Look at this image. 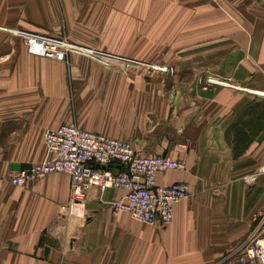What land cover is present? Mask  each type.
I'll use <instances>...</instances> for the list:
<instances>
[{
	"label": "crops",
	"instance_id": "crops-1",
	"mask_svg": "<svg viewBox=\"0 0 264 264\" xmlns=\"http://www.w3.org/2000/svg\"><path fill=\"white\" fill-rule=\"evenodd\" d=\"M144 2L0 0V264H238L264 211V123L240 153L229 136L264 107V0L234 9L232 44L146 41ZM18 31L124 60L34 56ZM70 123L184 161L186 171L158 176L191 188L172 222L115 214L126 195L115 188L91 189L69 214L66 174L14 186L12 174L52 160L46 131Z\"/></svg>",
	"mask_w": 264,
	"mask_h": 264
},
{
	"label": "built area",
	"instance_id": "built-area-1",
	"mask_svg": "<svg viewBox=\"0 0 264 264\" xmlns=\"http://www.w3.org/2000/svg\"><path fill=\"white\" fill-rule=\"evenodd\" d=\"M16 34L24 39L28 52L38 57L65 60L71 53L86 54L109 67L113 62L124 60L79 48L64 38L24 31ZM208 83L216 82L209 80ZM44 141L52 160L16 172L10 176V181L14 186L25 187L50 174L68 175L71 196L64 210L69 214L72 208L86 202L91 189L115 188L126 192L122 201L113 204L115 214L125 212L140 222L166 226L173 220L175 206L191 195L187 183L163 186L158 182L159 174L186 171L184 161L162 155L146 157L130 141L89 132L74 123L46 131ZM253 222L248 240L240 253L231 259L232 263L264 264V211L256 214Z\"/></svg>",
	"mask_w": 264,
	"mask_h": 264
},
{
	"label": "rangeland",
	"instance_id": "rangeland-1",
	"mask_svg": "<svg viewBox=\"0 0 264 264\" xmlns=\"http://www.w3.org/2000/svg\"><path fill=\"white\" fill-rule=\"evenodd\" d=\"M250 3H254V0H145L146 41L158 40L162 44H201L222 39L232 44L237 33L232 15L234 9L242 5V10ZM148 51L146 49V54ZM161 52L162 57H168L167 49H162ZM115 66L113 62L112 67ZM150 68L160 72H173L168 66ZM262 100L264 101V97ZM258 111L255 117L242 119L233 134H230L229 138L234 140L236 154L244 149L245 132L249 131L250 135H253L263 126L264 107Z\"/></svg>",
	"mask_w": 264,
	"mask_h": 264
},
{
	"label": "bare ground",
	"instance_id": "bare-ground-1",
	"mask_svg": "<svg viewBox=\"0 0 264 264\" xmlns=\"http://www.w3.org/2000/svg\"><path fill=\"white\" fill-rule=\"evenodd\" d=\"M256 93H257V92H256ZM260 95L264 96V94H260Z\"/></svg>",
	"mask_w": 264,
	"mask_h": 264
}]
</instances>
